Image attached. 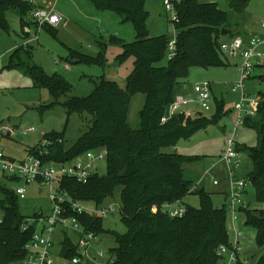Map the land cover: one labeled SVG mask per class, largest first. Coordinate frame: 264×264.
Segmentation results:
<instances>
[{
    "label": "trees",
    "instance_id": "16d2710c",
    "mask_svg": "<svg viewBox=\"0 0 264 264\" xmlns=\"http://www.w3.org/2000/svg\"><path fill=\"white\" fill-rule=\"evenodd\" d=\"M87 1L97 10L112 11L122 22L131 23L135 32L132 42L113 37L112 40L123 49L117 60L123 62L132 57L133 69L123 89L115 81L100 78L88 97H71L60 103V98L71 89L68 80L57 73L49 76L42 67L32 65V47L19 45L10 54L9 68L23 69L35 86L46 89L54 103L66 111L67 120L72 114L86 113L92 117L87 131L68 149L64 132L52 131L43 134L28 154H35L41 148L47 153L43 157L45 162L68 163L87 151L106 150L104 176L92 174L85 184L70 177L63 178L59 188L73 201L91 203L96 208H101L107 198H113L120 190V220L126 231L110 233L116 247L111 250V262L107 264H216L218 246H229L226 205L215 208L210 194L195 189L193 183L185 179L181 166L193 159L161 150L175 147L180 139L188 140L196 132L218 125L225 116L224 107L216 104L209 118L198 115L191 119L178 114L164 122L162 119L174 100L175 87L189 77V70L226 66L221 52V30L231 29L228 14L215 3L202 5L198 0H182L176 5L178 20L172 23L174 56L167 59L172 40L166 35L150 36L144 8L147 0ZM250 1L228 0V5L232 11L239 12ZM29 10L23 0H0V31L9 30L8 11L18 13L22 25ZM43 30L53 36L58 34L55 29ZM70 56L75 63L91 59L75 51H71ZM164 58L167 64L157 67ZM138 93L144 96V102L138 115L139 127L133 129L127 123V109L131 96ZM257 106L256 116L243 120L245 127L257 133V145L248 147L237 142L236 149L249 158L251 171L243 178L252 185L255 201L264 205V89L259 92ZM42 141L47 145L41 144ZM0 192V208L4 213L0 220V264H14L26 256L24 246L34 233V226L22 231L23 224L41 214L31 218L21 215L17 208L20 199L15 192L1 188ZM192 194H197L199 208L182 205L183 198ZM227 194L228 187L226 199ZM165 204L182 205L185 213L181 218H172L162 212ZM240 214L256 233L255 242L260 247L264 243V208L251 210L245 206ZM69 216L75 217L85 230L102 234V218L76 213ZM65 238L60 254L64 259H71L76 255L75 248L71 239ZM235 264H241L239 255ZM256 264H264V253Z\"/></svg>",
    "mask_w": 264,
    "mask_h": 264
},
{
    "label": "rangeland",
    "instance_id": "374dc122",
    "mask_svg": "<svg viewBox=\"0 0 264 264\" xmlns=\"http://www.w3.org/2000/svg\"><path fill=\"white\" fill-rule=\"evenodd\" d=\"M198 2L202 5H206V3L217 4L221 11L223 10L228 14L229 24L233 30L237 32L248 31L256 36L254 38L263 41V45L261 44L258 51L264 56V29L261 27L264 25V0H251L239 12H234L229 8L228 0H198ZM163 5L164 0H147L144 7L148 14L147 29L151 37L166 35L170 40H173L175 39V31L172 20L170 15L164 11ZM62 7H65L73 16L69 26L64 29L62 27L58 28V34L55 36L40 31L39 40L31 45V64L42 67L49 76L54 73L61 75L71 85L70 91L61 97L59 102L63 103L71 97H88L94 89L95 83H98L101 79L110 82L115 81L123 89L127 77L133 69V59L129 57L123 62L117 60V56L123 53V49L112 40V37L119 40H130L128 38L134 32L131 23L122 22L112 11L94 9L87 0H57L56 11H59ZM96 15H105L103 25H100L97 19H93ZM6 18H8L9 30L7 33L3 30L0 31V125L8 126L13 133L0 139L2 153L11 160L21 162L27 157L28 151L36 147L41 140V134L51 133L52 131L64 132L65 148L68 149L75 144L83 132L87 131L92 117L86 113L83 115L72 114L67 120L66 111L61 105L54 103V99L46 89L35 86V83L25 74L23 69L19 67L9 68L10 54L19 45H22L23 39L22 34H20L21 27L18 13L8 11ZM134 39L133 36V39L128 42H132ZM11 44L13 47L10 51H7ZM68 48H73L71 51H75L79 55H86L94 60L86 59L81 63H75ZM99 55L100 57L97 58ZM222 59L226 63L224 68H208V70H205L193 67L189 70V77L181 80L180 84H185L186 89L191 88V93L188 92L187 95H182L175 90L176 94L191 99L194 96L193 85L209 82L212 91L209 111L198 113L200 108L193 104L177 107L175 115L185 114L191 119L198 115L209 118L215 112V105L222 103L225 116L218 121V125H211L206 130H200L188 140L180 139L175 147H165L161 150L162 153L176 154L193 159V161L183 162L181 170L184 177L193 183L195 189L200 188L210 194L211 202L217 209L227 204L225 202L227 170L222 162V153L225 150L226 142L230 137L234 124L228 123V119L234 118L232 110L240 99L239 94L231 93V87L239 81L237 65H239L240 60L228 57L226 54ZM261 61V67H255L252 77L245 82L246 90L251 94L255 93L254 96H251L252 98H256V94L264 89V60ZM166 64L167 60L164 58L157 67ZM65 65L68 66L66 70L71 69L70 74L63 73ZM180 84L178 86H181ZM143 102L144 96L139 93L130 98L127 109V123L133 129L139 127L138 115L142 110ZM30 128H34L35 131L26 133V130ZM237 138L238 144H245L248 147L256 146L258 141L257 133L245 126H241ZM105 163L97 164L93 174H98L99 177L104 176L106 174ZM238 170L240 178H242L243 173L248 174L251 171L250 160L246 154L241 156ZM213 181L218 184L214 185ZM246 185L248 191L245 199L246 206L251 210L263 209L264 205L255 201L252 185L249 183H246ZM21 186L25 187L26 196L24 199L17 201L20 214L27 218L38 214L45 216L50 209L47 189L42 188L43 192L40 193L38 191L41 188L40 184L25 185L22 180H17L10 174L2 175L0 173V188L3 191H13L15 187ZM1 197L0 192V199ZM110 204L121 207L120 190L116 191L113 198H107L101 204V207ZM182 205H187L193 209L199 208L197 194L185 196ZM85 206L93 207L91 203H85ZM3 215V210L0 208V220ZM237 217L236 228L240 235L235 238V234L231 229L230 217L228 214L226 215L228 244L233 245L235 242H239L241 249L239 260L241 264H256L264 253V243L260 247L257 246L254 230L245 224L240 213ZM101 221L103 232L97 234L99 242L88 251L92 257L96 255V252L104 254L98 264L107 262L111 250L116 247L115 240L110 233L123 234L126 231L123 222L120 220L119 210L103 217ZM52 238L51 254H53L54 263L61 264L58 254L61 242L60 235L54 233ZM72 239L74 240V238Z\"/></svg>",
    "mask_w": 264,
    "mask_h": 264
},
{
    "label": "built area",
    "instance_id": "2783aa9c",
    "mask_svg": "<svg viewBox=\"0 0 264 264\" xmlns=\"http://www.w3.org/2000/svg\"><path fill=\"white\" fill-rule=\"evenodd\" d=\"M26 2L30 10L25 16V21L20 24L23 43L21 46L28 47L39 40L40 31L44 28L57 30L64 25V19L56 11V0H23ZM182 0H164V11L170 15L172 23L178 20L176 13V5ZM264 27V25H262ZM248 46H244L240 38H234L229 42H223L221 52L227 53L232 58L240 59L237 66L239 81L231 87V91L238 93L239 101L234 105V118L228 119V123H234L231 129V134L226 142V147L222 157V162L227 170L226 186L228 194L226 199V210L230 217L231 229L235 234V238L239 237L236 223L237 215L240 210L246 206L243 199L246 188V180L238 176L241 154L237 152V135L238 131L243 126L245 117H255L258 110L259 96L252 98L245 90V82L250 79L254 69L256 60H264V56L255 51V48L263 43L258 38L251 39ZM175 45L174 39L169 43V53L167 59H172L174 56ZM68 66L65 65L66 70ZM193 98L178 96L167 108L162 121H167L175 116L177 107L186 105H195L200 108L198 113L209 111L211 102V85L210 83H198L193 85ZM196 112V114H198ZM195 114V115H196ZM34 128L26 130V133L34 132ZM13 133L8 126L0 125V139L4 136H9ZM44 146L46 142L42 141ZM45 150L38 149L35 154H28L21 162L11 160L3 155L0 145V173L2 175L10 174L15 178L22 180L25 185L32 183L40 184L39 191L43 192L42 188L48 191L49 212L43 216L41 214L36 219H27L26 224H23L22 231L34 226V233L31 240L25 244V257L23 260L14 264H56L53 260L51 250L53 247V235L58 233L61 238L58 254L61 259V264H98L104 257L101 252H96L92 257L88 251L92 246L99 242V237L90 230H85L80 222L75 217L69 216L70 213L77 215L91 214L100 218L107 217L110 214L120 210V206L110 204L101 208L85 206V204L75 202L70 195L60 190V181L63 178H73L77 182L85 184L87 179L93 174V170L97 164L105 162L106 150L87 151L82 156L75 158L68 163L45 162L43 157L46 155ZM214 185L218 183L212 182ZM13 192L22 200L26 196L25 187H15ZM163 213H167L172 218H181L185 213V208L178 204H165L162 208ZM72 238H74V240ZM71 239L75 248L76 255L71 259H64L61 254V243L66 239ZM239 242L233 245L218 246L216 251V264H235L240 252ZM111 262L109 257L108 261Z\"/></svg>",
    "mask_w": 264,
    "mask_h": 264
},
{
    "label": "crops",
    "instance_id": "0c3cea01",
    "mask_svg": "<svg viewBox=\"0 0 264 264\" xmlns=\"http://www.w3.org/2000/svg\"><path fill=\"white\" fill-rule=\"evenodd\" d=\"M57 1V0H56ZM92 5V4H91ZM93 6V5H92ZM94 8V7H93ZM94 9H96V8H94ZM57 13L61 16V17H63V19H64V25L62 26V29H64V28H67L68 26H69V24L71 23L70 22V20L73 18V16L67 11V9L64 7H62L61 9H59V11H57ZM104 16L105 15H96L95 16V18H93V19H97L98 21H99V23H100V25H103L104 24ZM118 16V15H117ZM108 17V16H107ZM19 24H20V19H19ZM262 27V26H261ZM263 29H264V27H262ZM228 30V29H227ZM42 31H45V30H42ZM228 31H231V33L229 34V35H225V36H223L222 37V39H221V43H223V42H229V41H231L232 39H234V38H240L241 39V41H242V43L244 44V46L246 47V46H248V42L251 40V39H254V37H256L253 33H249L248 31L247 32H237L236 30H233L232 28L230 29V30H228ZM46 32V31H45ZM130 32H132V31H130ZM254 35V36H253ZM133 36H134V38H135V32H132L131 34H130V36H129V38L128 39H130V40H128V41H131L132 39H133ZM122 41L124 42L125 41V43L127 42L128 43V41H126V40H123L122 39ZM262 44V43H261ZM261 44L260 45H258L256 48H255V51H257V52H259L258 51V48L261 46ZM263 45V44H262ZM13 46H12V44L9 46V48L7 49V51H10V49L12 48ZM67 47H69V46H67ZM69 49V48H68ZM71 50L73 49V48H70ZM223 54H226L228 57H231L230 55H228L227 53H224V52H222ZM261 53V52H260ZM1 57V56H0ZM232 58V57H231ZM238 58V57H237ZM236 57H234V59H237ZM240 60V59H239ZM261 60H256V62H255V66H254V69H255V67H261ZM236 64H238V63H236ZM238 66V65H237ZM254 69H253V71H252V75H253V73H254ZM71 70V69H70ZM70 70H64V72L63 73H69L70 74ZM252 75H251V77H252ZM250 77V78H251ZM65 79V78H64ZM66 80V79H65ZM117 83V82H116ZM118 84V83H117ZM181 86H178L177 85V87L174 89V92H175V90L178 92V93H180V94H182V95H187L188 94V92H190L191 91V88H189V89H186L185 88V84H180ZM187 87V86H186ZM122 88V87H121ZM188 88V87H187ZM245 90H246V86H245ZM246 92H247V94L248 95H250V96H254L255 95V93L254 94H251L249 91H247L246 90ZM260 92V91H259ZM259 92L256 94V96H259ZM176 94L175 93V95H174V99L176 98V97H178V96H181V95H179V94ZM191 93V92H190ZM231 93L232 94H235V95H237L238 93H234V92H232L231 91ZM211 94H212V92H211ZM181 97H183V96H181ZM220 104H222V103H220ZM230 112V111H229ZM232 112H233V110H232ZM231 112V113H232ZM244 126V125H243ZM41 135H43V134H41ZM240 175V174H239ZM247 174H242V178L243 177H245ZM226 186V185H225ZM38 191H39V189H38ZM40 193H41V191H39ZM226 192H227V190H226ZM247 194H248V191H247V186H246V188H245V192H244V197H243V199H244V201H245V199H246V196H247ZM225 201H226V197H225ZM246 202V201H245Z\"/></svg>",
    "mask_w": 264,
    "mask_h": 264
},
{
    "label": "water",
    "instance_id": "95a60500",
    "mask_svg": "<svg viewBox=\"0 0 264 264\" xmlns=\"http://www.w3.org/2000/svg\"><path fill=\"white\" fill-rule=\"evenodd\" d=\"M231 33V31L225 30L224 28L221 30V37L225 36V35H229Z\"/></svg>",
    "mask_w": 264,
    "mask_h": 264
}]
</instances>
